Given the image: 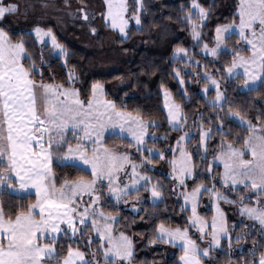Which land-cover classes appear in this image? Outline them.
I'll list each match as a JSON object with an SVG mask.
<instances>
[{"label": "snow or ice", "instance_id": "6c2138e0", "mask_svg": "<svg viewBox=\"0 0 264 264\" xmlns=\"http://www.w3.org/2000/svg\"><path fill=\"white\" fill-rule=\"evenodd\" d=\"M41 3L42 7L49 6L45 0H41ZM104 3L106 11L101 13L102 19L111 29L123 34L124 38L128 36L126 30L130 20L134 19L137 26H143L141 12L146 7L143 0H135L136 10L131 15H126L129 12L127 0H104ZM65 7L71 8L68 0H65ZM190 7L192 11L185 12L180 20L187 21L193 40L200 44L203 23L209 9L198 3V0H190ZM19 10L18 2L0 0V264H101V259L105 264H124V261L131 264L135 234L129 235L126 230L115 229L109 221L115 222L120 217L104 211L101 205L108 201H114L112 207L122 201L127 204L128 200L124 197H129L133 200L132 208L139 214L144 209L138 205L145 202L141 189L150 192L148 199L152 205L162 201L163 182H153L148 171H138L140 168L154 171L156 165L150 158L155 156L166 160L171 166L169 176L174 182L170 190L183 197L185 203L181 205L182 211L190 203L191 215L186 217L189 223L185 226L173 227L164 219L154 223L155 235L149 239V244L159 240L181 247L182 253L176 264H204L211 250L221 245L222 238H227L231 249L232 237L225 226V216L219 203L214 204L215 213L210 221L197 211L202 194L207 193L210 199L215 198L216 201L238 203V211L242 215L259 223L257 235L260 239L253 237L248 258L242 259L239 264H264V251L259 252L258 257L256 252L257 247L264 242V110L253 122L239 110L229 107L224 115L237 120L247 129V135L243 137L244 146L242 149L236 148L222 136L219 150L213 149L215 154L206 171L199 170L193 161V153L182 143L198 135L196 148L207 160V145L213 133L211 126H203V121L214 118L217 121L214 126L221 133L226 131L220 110L228 100V84L234 78L243 76L238 84L247 90H252L258 81L264 85V0H239V22L233 20L217 24L214 46L203 43V53H210L217 58L228 53L227 40L237 35L250 48V55H241L236 50L241 46L237 41L236 47L231 49L233 56L230 63H222L219 69L213 70L224 73L226 78L223 81L209 72L195 73L215 87V96L207 100L215 111L208 116L204 115L203 110L197 113L193 125L199 131H184L179 135V155L169 145L167 150L173 151L170 159L166 157L165 151L146 146L148 136L152 140L161 138L155 133H148L149 126L156 127L157 121L145 119L139 112L133 114L117 107L114 100L105 99L101 81L96 80L90 85L91 95L86 100L80 98L81 90L75 86L79 81L74 71H69L60 82H56L55 75L49 71L51 79L46 81L44 66L48 61L41 51L37 64V53L30 51L29 45L40 42L43 49L50 41L53 51L58 50L65 57L67 49L59 42L52 28L45 29L39 24L27 33L14 35L12 29L4 25V20L8 14ZM78 11L83 20L90 21L87 4L81 3ZM193 12L199 23L192 18ZM89 31L95 34L97 28L90 27ZM188 52L187 48L177 45L174 58H181L180 54H183L185 64L198 66L200 61L189 56ZM64 63L67 64V59ZM217 63L220 61L217 60ZM189 71L192 69H184L185 74ZM173 75L181 85L191 83L190 79L185 80L178 67L173 69ZM37 76L40 78L37 79ZM161 88L170 127L185 129L187 117L182 105L172 99L164 85ZM204 90H210V85H205ZM183 93L187 94L186 88ZM106 135L130 137L135 142L136 152L146 151L148 155L141 154L139 162H136L129 158V152L107 147L104 143ZM73 140L76 143H72ZM217 161L223 163V171L213 175L212 166ZM54 163L60 167L81 169L88 173V177L82 175L75 179H64L58 186L53 171ZM197 175H207L211 185L201 181L188 190V181L195 180ZM217 183L224 191L217 187ZM241 187L245 192L239 195L238 200L225 194L228 190L236 194ZM133 192L136 193L134 197L131 196ZM33 195L34 200L28 199L23 203H9L5 199L6 196ZM85 196L87 199H84ZM152 215L155 217L157 214L153 212ZM193 226L197 228L201 242H204L205 237L210 238L207 247H201L192 238L189 229ZM89 227L96 236L85 232ZM244 235L251 233L245 232ZM235 238L239 241L241 234L238 233ZM97 239L100 243L93 249L91 245ZM81 240L85 241L89 250L87 255L79 246ZM66 241H76L78 246L73 247ZM153 264L156 262L153 261Z\"/></svg>", "mask_w": 264, "mask_h": 264}, {"label": "trees", "instance_id": "16d2710c", "mask_svg": "<svg viewBox=\"0 0 264 264\" xmlns=\"http://www.w3.org/2000/svg\"><path fill=\"white\" fill-rule=\"evenodd\" d=\"M78 3H85L87 0H73ZM145 4V10L141 12V19L143 26H137L131 23L126 30L128 33L127 38L124 36L116 35V45L123 51L127 58L124 61L121 69L112 71L109 73H95L93 71L94 55L89 51H85L80 46L72 45L65 38H63L58 32H56L53 23H42L41 25L47 29L49 27L54 28L59 42L65 45L67 49V56L56 55L49 44L45 45L43 49L38 42H33L29 45L30 51L37 53L35 59L39 64V53L43 52V57L48 61L44 66L46 81L50 80L49 71L55 75L56 82L64 80L69 71H74L78 83L76 87L79 88L80 98L87 99L91 95L90 85L99 80L104 84L105 97L110 100H114L117 107H122L127 111L136 114L139 112L145 119H153L157 121V126H149L150 133H155L160 139L152 140L147 138V147L156 146L160 150H163L168 144H173L177 137L183 130H175L168 124L165 111L163 109V100L161 97V85H164L172 95V98L182 105V108L187 117L186 128L194 127L193 120L197 119V113L203 110L205 116L215 111L213 106L207 103L214 96V90L210 88L205 94L201 93V88L206 83V79L199 76L197 81H194L191 73L185 74L181 71V75L185 77V80H191V83L180 85L178 79L173 75V69L178 67L182 69L185 65V57L174 58V48L177 45L183 46L189 50L188 55L192 56L195 60L200 61L197 66L191 64L196 70V73L213 72L218 80L223 81L226 77L223 72H215L214 69H219L221 64L230 63L233 53L232 48L236 47L238 41L237 35H233L228 38L227 44L229 47L228 53L221 54L219 57L214 58L212 56H206L200 52V49L204 42L208 45H212L214 40V30L217 24L230 23L233 20L236 22L239 19L237 14L238 1L237 0H198V3L209 9L208 15L203 23L202 34L203 39L200 44H196L191 36V31L187 21H181L180 17L184 16L185 12L192 11L190 7V0H143ZM129 5V12L132 13L136 10L135 0H127ZM183 5V9L181 8ZM193 13V19L199 22ZM4 25L10 27L13 34L18 36L20 33H27L24 29H14L9 22L8 16L4 20ZM31 40L32 37H26ZM245 53L246 50H241ZM67 59V64L64 60ZM217 60L220 63H217ZM191 68V69H193ZM126 75L129 77V84L124 88H115L112 84L117 81L121 76ZM39 79L40 77H36ZM242 80V76L234 78L231 83L228 84V100L225 101L224 107L221 111V119L225 120L224 128L226 131L221 133L214 125L217 122L214 118L210 120H204L203 126L208 128L212 127V137L207 147L208 158L203 159L201 152H198L197 148L193 149L190 144L193 140L198 142V135H193L190 140L186 142V148L193 153V161L199 166L201 172L206 171L209 164V159L215 154L213 149L219 150L221 137L231 141L236 147L242 148L243 137L247 135V129L242 127L237 120L229 118L224 113L231 107V109L239 110L242 115L256 122V118L264 110V85L260 82L252 90H243L239 86L238 81ZM202 84V85H201ZM224 87L223 82L221 88ZM187 89V94L183 93V89ZM199 122V120H198ZM107 147L123 150L131 153V158L139 160L140 155H147V152L142 153L135 152L133 143L125 137L107 135L104 141ZM170 157V154H166ZM156 160V157H153ZM202 162V163H201ZM220 166L214 165L212 167L213 173L220 172ZM53 171L55 173L56 183L59 184L64 179H75L79 176L88 177V173L81 169H74L70 167H60L56 163L53 164ZM148 173H152L149 170ZM158 176V180L163 182V196L164 199L152 205V203L145 202L140 208L144 211H140L139 214L123 211L120 208L112 207L113 202L109 201L108 204H103L102 208L106 212L117 213L119 212V220L114 224L115 229L126 230L129 235H133L134 239V255L131 263L133 264H176L179 256L182 253V249L172 244H165L162 241H157L155 244H149V239L153 238L154 223H158L159 220L164 219L166 223L175 227L185 226L189 222L186 217L189 216L190 211L181 210V201L179 197H175L168 185L169 178ZM90 178V177H89ZM157 178V177H156ZM201 181L211 185V180L207 175H197L195 180H189V189L195 184ZM220 188L221 185L217 184ZM245 189L240 188L237 193L234 194L231 190H228L225 194L233 200H238L239 195L244 193ZM205 194V193H204ZM6 201L12 202H25L28 199H35V196L21 197V196H6ZM202 202V199H201ZM245 203H253V201H245ZM237 204H229L222 201L221 206L226 214L229 233L232 237L231 249L228 247V240L224 238L221 240L219 248L215 249L211 254V258L204 261V264H239L242 259L248 258L249 249L253 246V237L260 239L257 235L260 225L252 221L251 219L240 217L234 212V208ZM199 211L206 218H210L211 211L200 206ZM157 215L154 217L152 213ZM191 231V230H190ZM86 233L90 232V227L85 229ZM251 233V235L245 236L244 233ZM241 234V239L236 240V235ZM191 235L196 238V234L191 232ZM65 243H71L73 247H77L76 241H66ZM100 240H94L92 245L96 248ZM79 246L81 250L87 251L85 241H80ZM66 250V249H65ZM264 251V242L257 247V257L259 252Z\"/></svg>", "mask_w": 264, "mask_h": 264}, {"label": "rangeland", "instance_id": "374dc122", "mask_svg": "<svg viewBox=\"0 0 264 264\" xmlns=\"http://www.w3.org/2000/svg\"><path fill=\"white\" fill-rule=\"evenodd\" d=\"M237 1H238V4H239V0H237ZM5 2L6 3L7 2H18L20 4V10L18 12L8 14L9 22H10V24L12 25V27L14 29H24V30L28 31L30 28L34 27L37 24H39L41 27H43L41 25L42 23H45V22L53 23L56 32H58L69 43H71L72 45L80 46L85 51H89V52L93 53V55L95 57L94 64H93V71L95 73H109V72H112V71H117V70L121 69V67L123 66L124 61L127 58V55L123 51L120 50V48L116 45V41H115V36L116 35L123 36V34L119 33L118 30L111 29L108 25L105 24L104 20L102 19L101 13L106 11V6H105V3H104V0H87L84 3V4H87L89 6L90 21L83 20L82 14L79 13V11H78V9L81 6V3H78V2L73 1V0H68V4L71 5L70 9L65 7V0H45V2L49 5L46 8L42 7L41 0H5ZM29 5H31V7H28ZM193 13L195 14V12H193ZM126 15H131V13L128 12ZM194 16L198 19L196 14ZM238 22H239V19H238L237 23ZM131 23H134L136 25L134 19L130 20L129 25ZM224 24H226V23H224ZM90 27H96L97 28V32L95 34L91 33L89 31ZM49 28H52V27H49ZM52 30L55 32L54 28H52ZM214 35H215V30H214ZM238 41H239L241 46L239 48H237L236 50L238 52H240L241 55H244V56L250 55V48H248L246 46V42H244L242 40H239V37H238ZM38 43L40 44V42H38ZM48 44L50 45V41H49ZM212 46H214V42H213L212 45H209V47H212ZM241 50H246V52L243 53V52H241ZM200 52L202 54L206 55V56H211L210 53H203L202 47L200 49ZM54 53L56 55H60L58 53V50H56ZM180 56H183V54H180ZM190 65L191 64L185 65L184 67H182L181 71H184V69L186 67L190 68V69L193 68V67H190ZM189 73L192 74V76L194 78L193 79L194 81H197L198 80L197 78H199V79L201 77L203 78V76L195 77L196 76L195 75L196 70L194 68L192 69V71H189ZM209 73H212V75L215 76L213 72L210 71ZM242 80H243V76H242ZM129 81H130L129 77L126 76V75H123L120 78H118L117 81H115L112 85L115 88H119L120 89V88H124V87L128 86ZM258 82H257V84H258ZM205 85H210V88H212L214 90V96H215V87L211 86V82L209 80H207L206 83L204 84V86ZM204 86H202V88L200 90L202 94H205L207 92V91L204 90ZM241 89L246 90L243 87H241ZM161 97H162V100H163V109L165 111L166 118H167V109L164 107V91H163V89H161ZM104 98L107 99L106 97H104ZM108 100H110V99H108ZM184 131L198 132L199 130L195 129L194 127H190V128L183 129L181 134ZM148 133L151 134L149 132V130H148ZM68 135L71 136L72 133L69 132ZM148 137H150V136H148ZM147 138H146V140H147ZM127 139L130 140L133 143V147H134V150L136 152L135 142L130 137H127ZM188 140L189 139H186L185 141L182 142L185 147H186V142ZM71 142L72 143H76L75 140H73ZM169 145L172 146L173 151H175V154L178 156L179 155V147L177 145V139H176V141L173 144H168L163 150H160L156 146H152V147H155L156 149H158L160 151H165V155L167 153H169L170 157H167V155H166V157L170 159L172 157V155H173V151H168L167 150L169 148ZM146 146H147V144H146ZM190 147H192L193 149L194 148L196 149V140L192 141V143L190 144ZM234 147H236V146L234 145ZM236 148H239V147H236ZM118 151L125 152L123 150H118ZM147 155H148V153H147ZM155 157L157 158L156 160H154L153 157L150 158V159L153 160V162L156 165L154 171L149 170L147 168H140V169H138V171H145V170L151 171L152 173H148V174L153 177V182L157 181L158 178H159L158 176H156V174H158L160 176H163V177H167V178H169L168 185L170 187V185L174 182L172 177L169 176V173L171 171V166L166 162V160H162L158 156H155ZM129 158L132 159L131 155H130ZM244 158L247 159L248 156L245 155ZM132 160H134L136 162H139V160H136V159H132ZM211 161H212V158L209 159V163H211ZM214 165L220 166L221 170H220L219 173H221L223 171V163L222 162L217 161L216 164H213V166ZM199 166H200V164H199ZM128 171L129 172L131 171L130 167L128 168ZM219 173H213V175H218ZM129 178L130 177H125V179H129ZM217 184H219V183H217ZM177 191H179V189H177ZM221 191H224V188H221ZM172 193H173V195L176 198L179 197V199H180L182 204L185 203L184 200H183V197L178 196L173 191H172ZM135 195H136V193H134V192L131 194L132 197H134ZM141 195L145 196V202L151 203V200L148 199V197H150V192H147L144 189H141ZM84 199H87V197L85 196ZM124 199L128 200V203L124 204L123 201H122V202H120L117 205V208H120L123 211H127V212L129 211V212H132V213H136L137 210L132 208L133 200L130 199L129 197H124ZM201 199H202V202H201ZM222 201L223 200L216 201L215 198H211L210 199L207 193L202 194V196L200 198V201L198 203L197 211H198L199 215L205 217L203 214H201V212L199 211V208H200V206L203 205L204 207L209 209L211 211V214H210V218H207V219L210 221L212 216L215 213L214 204L215 203H219L220 208L222 209V211L224 213V216H225V226L228 228L226 214H225V212H224V210H223V208L221 206ZM112 202L114 203V201H112ZM108 203H109V201L106 202V204H108ZM102 205H101V207H102ZM138 207H141V205H138ZM239 207H240V205L238 204L234 208L235 209L234 210L235 214H237L240 217H245V218L250 219L249 217H247L246 215H242L238 211ZM186 208L189 209V211H190L189 216H190L191 215V205H190V203L186 206ZM113 214L119 216V212L113 213ZM116 222L117 221H115V222L109 221L110 224H113V227H114V224ZM228 230H229V228H228ZM208 231H210V229H208ZM189 232H190V235H191V232H194L196 234V238L193 237V236H192V238L196 239L197 243L200 244L201 247H207L208 246L207 241L210 238L209 237H205L204 242H201L198 239L197 228L195 226L190 228ZM89 233H91V235H93V236H96V233L93 232L91 228H90V232ZM222 239H224V238H222ZM81 241H83V240H81ZM104 246L106 247L107 245L105 244ZM175 246L179 247L178 245H175ZM91 247L93 249H95L93 246H91ZM179 248L182 249L181 247H179ZM217 248H219V246L214 247L211 250V254ZM86 250L87 251H84V252L87 255V254H89V250H88V248H86ZM211 254H210L209 258L204 259L202 257V259H204V261L209 260L211 258ZM101 264H105V262L102 259H101ZM124 264H128V262L124 261ZM131 264H133V263H131Z\"/></svg>", "mask_w": 264, "mask_h": 264}]
</instances>
